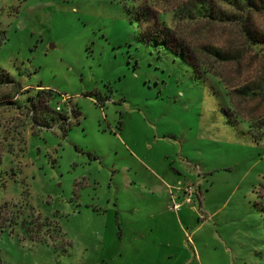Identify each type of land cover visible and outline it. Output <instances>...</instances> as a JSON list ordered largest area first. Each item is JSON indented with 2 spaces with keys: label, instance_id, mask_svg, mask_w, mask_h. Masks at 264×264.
<instances>
[{
  "label": "rangeland",
  "instance_id": "obj_1",
  "mask_svg": "<svg viewBox=\"0 0 264 264\" xmlns=\"http://www.w3.org/2000/svg\"><path fill=\"white\" fill-rule=\"evenodd\" d=\"M2 86L0 264H264V0H0Z\"/></svg>",
  "mask_w": 264,
  "mask_h": 264
},
{
  "label": "crops",
  "instance_id": "obj_2",
  "mask_svg": "<svg viewBox=\"0 0 264 264\" xmlns=\"http://www.w3.org/2000/svg\"><path fill=\"white\" fill-rule=\"evenodd\" d=\"M7 88V87H5ZM5 88L0 87V91L2 92ZM3 93V92H2ZM3 98L0 101V110L1 112H3V114L7 113L6 111H8L7 109H9V105H7V103L10 102L9 98H8V94L4 93L3 94ZM18 94L15 95L14 99L17 97ZM13 99V100H14ZM63 116V115H61ZM59 116L55 117V118H59ZM64 121V118H60L58 121ZM165 194L162 198V200L160 201L159 199H156L155 196H152L151 201H152V206L151 208H149V212L147 213V215H145V217H142L141 219H131L129 222V228L132 229H137L138 234L137 237L135 236V240H138L141 236L143 235H147V230L149 231L151 238L150 240L156 244V245H164L165 242H163V240L165 239V235H167V233H165V230H167V226L169 221L168 220H157L158 217H165L163 215L165 214H171L174 212L177 213L178 211H180L181 207L183 206V204L185 202H189L186 200V195H185V190H181V192H184V194L180 193L178 195L177 198H174L173 200V196L169 195L168 192L165 189ZM159 198H161V196H159ZM174 203H180L181 207L179 210H176L173 208ZM151 218L152 220H148V221H143L145 220V218ZM145 222V225H143V223ZM145 242V249L148 250L147 253H154V254H158L159 256H156L157 258L160 257V259L164 258L163 252L161 251L160 247H156L153 246L148 239L144 240Z\"/></svg>",
  "mask_w": 264,
  "mask_h": 264
},
{
  "label": "built area",
  "instance_id": "obj_3",
  "mask_svg": "<svg viewBox=\"0 0 264 264\" xmlns=\"http://www.w3.org/2000/svg\"><path fill=\"white\" fill-rule=\"evenodd\" d=\"M56 110H58V111H62V106L61 105H59L58 107H57V109ZM63 111H64V109H63ZM67 111H69V113L72 111V110H70V108L68 107V109H67ZM189 189V188H188ZM187 189V195H186V200L187 201H192V193H193V188L192 187H190V189L188 190ZM180 207H181V204L180 203H174V205H173V208L174 209H176V210H179L180 209Z\"/></svg>",
  "mask_w": 264,
  "mask_h": 264
},
{
  "label": "trees",
  "instance_id": "obj_4",
  "mask_svg": "<svg viewBox=\"0 0 264 264\" xmlns=\"http://www.w3.org/2000/svg\"><path fill=\"white\" fill-rule=\"evenodd\" d=\"M202 12V11H201ZM244 32L247 34V35H249V31L248 30H244ZM159 35V34H158ZM156 36L155 35V37H157V38H159V36ZM161 40L162 41H164L165 42V44L169 47V48H171V49H173L172 47H170L168 44H167V41L165 40V39H163V38H161ZM174 50V49H173ZM185 50V49H184ZM182 51V50H176L178 53H180V54H182L183 56H184V58L187 60V61H189V59H188V57H187V55L185 54V51ZM61 117V116H60ZM52 119H55V118H52Z\"/></svg>",
  "mask_w": 264,
  "mask_h": 264
}]
</instances>
